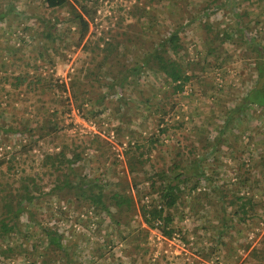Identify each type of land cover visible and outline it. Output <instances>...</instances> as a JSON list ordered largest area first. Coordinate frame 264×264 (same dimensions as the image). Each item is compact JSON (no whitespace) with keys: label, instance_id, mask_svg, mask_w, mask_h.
Here are the masks:
<instances>
[{"label":"rangeland","instance_id":"rangeland-1","mask_svg":"<svg viewBox=\"0 0 264 264\" xmlns=\"http://www.w3.org/2000/svg\"><path fill=\"white\" fill-rule=\"evenodd\" d=\"M70 1L83 3L89 11L94 7L87 33L92 49L97 37L111 39L110 35L127 23V35L146 31L158 37L192 14L193 20L179 33L181 57L185 63H193H188L186 69L189 81L181 91L170 92L171 86L166 81L142 72L132 82L125 80L121 87H109L99 102L95 96L104 88L93 80V68L103 50L94 53L74 46L75 31L64 21L65 9L45 8L38 0H0V8L16 12H9L6 20L0 21V123L15 126L6 132L0 128V160L8 163L7 167L0 166V181H11L16 188L22 176L42 170L46 153L59 150L63 144L67 148L76 145L78 150L82 148L80 157L72 164L77 175L95 174L102 181L109 176L130 180L124 148L134 141L143 145L141 165L151 162L155 167L167 169L173 158L187 161L205 157L202 159L205 175L198 180L195 191L208 189L218 178L231 183L238 193L253 191L262 200L257 210L259 218L248 216L247 221L238 222L237 231L226 244L218 245L217 252L207 254L200 250L202 244L211 241L209 234L199 235L201 245L193 238V226L207 222L203 220L205 209L200 204H196L198 211L189 207L193 192L186 190L180 205L183 209H174V223L178 219L182 229L187 230V241L178 232L166 237L157 229L148 228L137 210L122 215L120 223L112 226L103 215L90 212L82 199L42 193L51 186L44 176L37 180L41 187L36 192L39 200L30 209L39 221L58 227L75 253L76 264H264V172L261 164L255 162L264 156V137L258 136L260 128L264 131V110L248 103L236 116L233 114L222 128V138L214 143V135L224 126L227 111L240 103L254 84L264 87V78L255 79L254 68L256 50L260 47L264 59V0H235L224 5L221 0ZM205 2L208 7L202 11ZM135 7H145L143 16L129 15V10ZM119 16L124 19L117 26ZM52 23H57L59 29L54 40L43 34L44 25ZM117 37L122 39L114 49L119 55L114 57L113 52L107 63L101 65L96 75L100 81H106L109 75H120L118 67L122 70V63L132 64L139 53L140 48L131 47L122 34ZM98 45L105 47L102 42ZM24 74L27 76L22 84L15 85L14 77ZM33 74V78L63 81L65 86L75 77L78 87L71 94L68 87L56 90L37 84L36 80L27 85ZM2 111L8 115L3 116ZM47 114L58 121V128L38 136L40 129L35 121ZM166 125L165 131H159ZM29 126L35 130H28ZM93 135L102 138L104 154L100 148L87 146L94 145L88 141ZM155 135L158 138L154 146L146 151L148 137ZM241 152L247 153L244 164L238 161ZM247 167L245 175L242 170ZM238 172L240 180L250 184L249 191L245 183L235 182ZM207 175L213 176V180L206 179ZM146 183L144 180L138 187ZM114 187L118 186L109 184L105 189ZM29 228L31 233L36 230L32 224ZM253 246L257 252L247 254ZM258 254L262 256L261 263Z\"/></svg>","mask_w":264,"mask_h":264},{"label":"trees","instance_id":"trees-1","mask_svg":"<svg viewBox=\"0 0 264 264\" xmlns=\"http://www.w3.org/2000/svg\"><path fill=\"white\" fill-rule=\"evenodd\" d=\"M38 1L45 8L65 9L67 13L64 21L67 22L66 24H69V28L72 25L75 31L74 46L80 45L82 49L93 50L95 51L94 53H99L98 50H103L101 58L93 68L95 72L93 80L98 81V85L100 84L104 88L102 92L96 94L95 99L97 101H101L104 92L109 87H121L125 80L132 82L142 72L152 74L154 77L159 76L160 79L170 84V92L181 91L183 86L189 81L190 74L186 72V69L192 62L188 61L189 64L185 63L181 57L183 55L181 53L179 33L186 24L193 20L192 14L186 15L184 21H177L176 25L168 29L165 35L158 37L146 31L143 33L134 32L132 35H127V25L129 26V23H127L124 28L117 29L115 35H110L111 39L109 37L108 39H104L101 36L100 38L97 37L93 41L94 49H92L93 47L89 46L91 39L87 33L94 7L89 11L85 9L83 3L79 2L75 4L70 0ZM226 2L233 4L235 0H221L220 4L224 5ZM206 7H208L207 2L201 6V10L205 11ZM144 9L145 7L134 10L128 9L129 15L135 17L136 14H142L143 16ZM9 12L16 14L15 11L9 8H0V21L6 20ZM239 13L240 11H237L236 14L239 15ZM140 17L137 16L136 18L139 19ZM144 17L147 16L144 15ZM123 19V16L118 17L116 20L117 26ZM44 29L43 34L45 38L50 37L54 40L59 34L57 23H52V25L45 24ZM144 29L147 28L145 27ZM117 34H122L131 47L134 45L138 46L140 48L139 53L134 57L132 64L126 65L122 63V70L118 67L117 72H121L120 75H109L106 81H100L99 77H96L97 72L100 70L102 64L107 63V59L114 52V49L122 42V39L117 37ZM220 40L222 41V39ZM99 42L104 43L105 47L110 48V51H106L105 47H100L98 45ZM256 51L254 68L256 70L255 79L257 80V78H264V59L262 58V47ZM39 54H41V51H39ZM125 54L126 52H123V56ZM118 55V51L114 52V57ZM26 76V74L16 75L13 83L15 85L22 84ZM33 77H35L34 74L31 79L26 81L27 85L36 80L37 84L40 83L47 88H54L56 90L63 91L68 87L71 89V94L78 87L75 77L69 79L67 86L63 84V81H53L49 77L43 80ZM36 83H33L35 87ZM248 103L256 104L264 110L263 85L254 84L248 88L243 95V100L227 111L223 122L224 126L222 125L221 130L219 129L220 131L214 135V143L222 138V128L229 123L233 114L236 116ZM48 114L46 117L35 121L40 129L38 136L53 132L58 128V121L55 118H50ZM2 115L6 117L8 114L2 111ZM201 118L200 116L199 121ZM182 121L183 119H180L178 121L179 124ZM0 128H3V131L6 132L15 129V126L13 127L10 124L4 126L3 123H0ZM26 128L28 130H35L31 126ZM165 128H167V125L161 127L159 131H165ZM258 136L260 138L264 137L263 129L260 128ZM205 137L208 136L205 135ZM157 138V135L148 137L146 151H150ZM100 139L102 140L98 135L91 136L88 141L94 142V145L89 144L87 146L92 145V148H100V153L104 154L105 151L102 145H100ZM244 140L247 141L248 139L245 138ZM141 146L143 145L134 141L133 144L127 145L124 148V155L131 172L129 181L126 179H115L113 176H109L107 181H102L95 174L86 175V173H83L77 175L72 170V164L80 157V150L82 148L78 150L77 145L73 148H67L66 144H63L59 150L46 153L42 170L34 174L22 176L16 188L11 186V181H0V264H14L18 263V261H23L24 264H76L74 261L75 253L72 252L71 245L63 240V234L59 231L58 227L39 221L34 217V211L30 209V205H33L35 200H39V194L36 192H40L41 187L37 180L43 176L46 180H50L51 186H49L47 191H41L42 193L51 197L59 193L58 195L61 198H65L68 195L72 196V198L82 199L86 202L85 206L88 210L90 209V212L103 215L112 226H117L120 223L119 218L122 215L137 210L142 222L148 228H155L166 237H171L175 232H178L180 238L185 241H187V237L185 236L187 230L182 229L178 219L174 223V209L180 207L185 190L188 193L193 192L192 203L189 204V207L193 211H198L199 208L196 207V204H200L205 209L203 220H206L207 223L203 226H193L194 231H191V233L198 245H201L199 243V235H210L211 241L205 245L202 244L200 247L201 252L207 251V254L217 252L219 244H226L227 240H230L229 238L237 231L238 222L247 221L248 216H253L256 219L259 218L257 210L260 206L259 201L262 200L254 196L253 191H250L249 194H240L233 190L234 187L228 181H219L218 178L213 180V176L211 175H207L205 178L213 180L212 185L204 191H195L198 180L205 175V171L202 168V159H205V157H192L187 161H185V158H173L167 169H162L155 167L151 162L141 165L143 158V151L142 149L140 150ZM246 154L244 152L239 154V164H244ZM181 159L182 161H180ZM255 162L261 164L260 169L264 172V156H260ZM6 164L8 163L0 160V166H5ZM238 168H240V165H238ZM4 169L8 170V168ZM247 169L248 167L242 170V173H247ZM235 174L238 177H234L237 180L235 181L236 183H245L246 188L250 187V184L246 180H240L241 172ZM144 180L147 181L146 185L144 187L142 185V188L138 187V184ZM253 181L254 183L257 182V178H254ZM109 184H115L118 187L105 189ZM247 189L249 191V188ZM144 196L149 197L144 198ZM22 217H24V220ZM30 224L36 226L34 233L30 231ZM141 230H143L142 227ZM255 252H257V249L253 246L247 254L252 255ZM258 259L260 263L263 261L260 254H258Z\"/></svg>","mask_w":264,"mask_h":264}]
</instances>
